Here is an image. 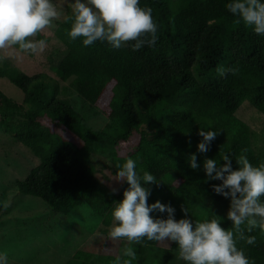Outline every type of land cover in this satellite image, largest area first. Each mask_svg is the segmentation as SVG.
<instances>
[{
	"label": "trees",
	"instance_id": "trees-1",
	"mask_svg": "<svg viewBox=\"0 0 264 264\" xmlns=\"http://www.w3.org/2000/svg\"><path fill=\"white\" fill-rule=\"evenodd\" d=\"M230 2L139 0L141 8L152 9L158 41L138 51L130 47L133 42L113 49L107 42L84 46L82 37L71 40L67 32L72 20H65L72 15V6L67 5L51 36L40 32L34 38L56 40L42 53L40 71L24 75L12 65L23 100L18 102L0 88L1 126L40 157L23 179L16 180L17 188L64 214L88 204L108 226L128 185L124 182L118 194H99L92 155L101 154L114 174L131 158L139 175L148 171L157 179V184L142 185L151 190L150 205L160 201L172 206L176 220L186 218L182 208L188 209L187 218L194 223L221 218V226L231 229L230 201L213 191L212 185L221 181L207 179L203 162L207 158L222 164L227 154L233 169L239 167L236 161L241 155L253 166L264 163V143L260 145L235 114L245 100L264 114V36L242 20L235 23L238 17L226 8ZM7 65L0 61V76L9 72L4 71ZM221 67L238 72L221 76ZM108 86L113 89L109 121L102 128H92L67 93L74 90L93 109ZM43 118L69 130L77 140L52 130ZM200 129L219 133L206 154L197 152ZM191 154L197 155V170L189 165ZM151 215L167 218V213ZM245 235L255 236L256 243L238 241L237 247L250 262L264 264V232L257 228ZM162 242L145 238L131 244L136 253L131 264H187L179 259V249L158 247ZM154 246L158 250H152ZM118 257L121 264L131 259L85 253L82 258H68L65 264H115Z\"/></svg>",
	"mask_w": 264,
	"mask_h": 264
},
{
	"label": "clouds",
	"instance_id": "clouds-1",
	"mask_svg": "<svg viewBox=\"0 0 264 264\" xmlns=\"http://www.w3.org/2000/svg\"><path fill=\"white\" fill-rule=\"evenodd\" d=\"M227 10L235 17L252 27L257 35L264 36V2L261 0H232L226 4ZM63 9H58L52 0H0V50L13 49L25 53L40 54L47 47L45 40L34 39L38 33L52 26L61 18ZM71 28L67 32L71 40L83 38V45L96 41L107 42L113 49L130 44L133 51L145 46L152 47L158 41V25L152 17L150 7L141 8L139 0H74ZM221 76L238 69L223 67L218 69ZM219 133L199 130L202 137L197 152L206 154ZM245 152L247 149L244 150ZM222 164L215 159H205L203 170L208 180L221 181L212 185L213 191L230 201L227 219L231 229L221 226V218L203 222H193L188 217V209L182 208L185 217L175 219V208L156 201L151 205L148 199L151 190L142 185L157 184L156 177L148 171L137 173V162L131 158L119 167L115 179L126 182L128 188L123 199L116 203L112 211L114 224L109 231L112 240L124 239L129 245L148 241L174 242L179 249V259L187 264H254L238 241L248 245L256 243L255 236H246L259 228L264 232V163L253 166L246 155L236 161L239 167L233 169L232 158L225 154ZM191 169L200 165L197 155L189 156ZM115 191V189H113ZM167 213V218H154L151 213ZM123 256L131 259L123 264H131L136 258L132 247H125ZM6 264V255H0ZM115 264H121L118 257Z\"/></svg>",
	"mask_w": 264,
	"mask_h": 264
},
{
	"label": "rangeland",
	"instance_id": "rangeland-1",
	"mask_svg": "<svg viewBox=\"0 0 264 264\" xmlns=\"http://www.w3.org/2000/svg\"><path fill=\"white\" fill-rule=\"evenodd\" d=\"M52 2L58 9H63L62 19L65 15L64 8L72 6L74 0ZM56 21L42 32L51 36ZM55 41L54 38L49 39L47 46ZM2 60L8 62L4 71L9 72L0 76V88L9 97L21 102L23 88L15 82L12 65L18 67L20 73L30 75L43 67V54L25 53L17 48L6 49L0 50V61ZM67 94L84 116L86 125L98 129L109 121L108 104L113 95L112 86L106 87L93 109H89L74 90ZM235 114L247 123L262 145L264 114L248 100L243 101ZM43 123L59 134L77 140L74 134L61 125L58 126L47 118H43ZM92 161L96 168L99 194H118L124 182L115 179L116 174L107 167V160L101 154L94 153ZM39 162L40 157L6 132L0 124V201L3 204L0 211V255H6V264H65L68 258H82L85 253L123 255L125 247H132L124 239L112 240L109 231L114 224L113 219L110 225L105 226L102 215L88 204L79 205L69 214H64L52 209L40 197L20 191L16 180L23 179ZM158 247L178 249L170 241H163ZM158 247L151 249L155 251ZM0 264L5 262L0 261Z\"/></svg>",
	"mask_w": 264,
	"mask_h": 264
}]
</instances>
